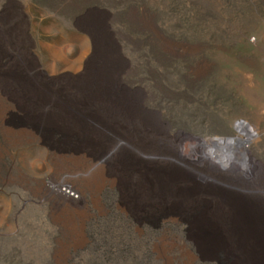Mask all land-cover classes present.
I'll return each mask as SVG.
<instances>
[{"label":"rangeland","instance_id":"rangeland-1","mask_svg":"<svg viewBox=\"0 0 264 264\" xmlns=\"http://www.w3.org/2000/svg\"><path fill=\"white\" fill-rule=\"evenodd\" d=\"M122 95L139 122L165 125L167 148L236 138L247 124L252 166L212 176L170 162L207 192L264 204V0H0V264H232L216 247L202 248L210 260L198 253L193 238L206 235L194 230L209 223L136 219L108 181L85 185L37 135L18 133L127 124L105 108ZM64 180L68 204L48 192Z\"/></svg>","mask_w":264,"mask_h":264},{"label":"bare ground","instance_id":"bare-ground-1","mask_svg":"<svg viewBox=\"0 0 264 264\" xmlns=\"http://www.w3.org/2000/svg\"><path fill=\"white\" fill-rule=\"evenodd\" d=\"M22 41L26 44L25 39ZM111 85L112 89L117 87L113 82ZM103 95H97L99 103ZM19 99L26 102L24 96ZM127 101L122 95L105 106L113 119L122 118L127 124H22L18 133L37 135L54 155L82 170L85 185L100 190L108 181L119 191L125 211L136 219L169 217L196 227L201 219L209 223L207 231L194 230L206 235V240L193 238L203 259L212 257L203 256L202 248L208 247L222 251L232 264H264V204H238L223 193L207 192L170 162L196 164L212 176L234 170V161L240 168L252 166L254 161L247 156L246 144L254 134L248 125L236 123V138L213 139L209 145L195 139L200 152L196 147L182 146L180 140L167 148L170 138L165 125L142 124L137 114H131L136 112L134 102ZM143 110L158 119V114ZM72 189L73 185L64 180L56 187L50 186L48 192L68 204ZM77 234L81 238V231Z\"/></svg>","mask_w":264,"mask_h":264}]
</instances>
